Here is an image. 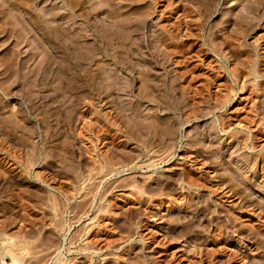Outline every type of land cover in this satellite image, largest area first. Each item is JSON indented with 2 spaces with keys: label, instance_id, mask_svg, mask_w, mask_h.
<instances>
[{
  "label": "bare ground",
  "instance_id": "bare-ground-1",
  "mask_svg": "<svg viewBox=\"0 0 264 264\" xmlns=\"http://www.w3.org/2000/svg\"><path fill=\"white\" fill-rule=\"evenodd\" d=\"M63 1H65V3L63 7H59L61 8L59 10L56 8L55 9L47 8L48 11L45 10L43 12L37 13L34 10L33 11L31 10V8H33V4H32L33 2L31 0H0V9H1L0 11H2L3 9H4L3 11H6L7 8L6 9L2 8L4 5L9 6L12 4L15 7L18 6L24 7L25 9L28 10L29 13L28 16V15H22L12 12H5L4 15H2V17L0 16L1 17L0 36L2 38L4 37L8 39L10 36L17 37L16 44L14 43L16 45L15 46L16 48H14L11 51L10 49L6 48L5 51L3 50L4 52L1 55V61H2L1 65L4 66L2 69H0V75H3L0 79V89L4 95L8 96L9 94H11L13 90H15L13 89L14 87L12 86L16 85L18 87L19 85H21L22 86V87L20 86L21 87L20 89L22 90L21 95L25 99L26 102L25 104L27 105L26 107L28 110V111L26 110L27 112L26 114H31L33 117H36L37 114L35 115V113H37L36 111L40 107L37 106L38 104L37 101L39 102V100L43 99L44 102L45 101L44 99L47 97L46 95L43 94V91L44 93L45 90H47L46 93H53L51 95L47 94L48 97L50 96L49 97L50 102L45 104L43 103L44 109L42 108L41 109L44 111L43 113L45 114H43V116L39 118L40 126L47 129L49 128V130L52 127H49L51 126V124L50 121L48 120L49 119L48 115L54 112L53 109H55L56 111V108H52V105L54 103L57 104L62 102L59 99L60 95H63L62 97L64 101H69L70 100L69 96H67L66 93L70 95L76 94V97L71 98L72 100H70L71 104L69 105L71 106L73 105V107L70 106L71 107L70 110L68 108L66 117H64V119H68V120L67 121L65 120L66 122L64 123L65 125L64 127L66 128L65 130L69 132V134H71L72 131H74L76 133L75 135L77 136V138L75 137L76 139H79L81 142L84 141V143L85 141L86 143H90V146L88 145L85 146L86 143L84 144V146L85 147L88 146L87 147L88 152L90 151L91 154L93 155L91 156L92 159H90L92 160V163L91 166H89L88 174H84V171L83 172L79 171L80 169L78 166H77L78 169L77 167L75 169L74 165L73 167H71V170L70 169L68 170L69 172L71 171L73 173V177H74V179L72 178L73 180L69 178V181H71V184H73L74 186L79 187L74 192H72L71 194L68 193V191L63 188V185L62 186L59 185L58 187H56V189L60 191L63 194V196H65L68 200L70 198L76 199V195L81 193L82 190H86L87 187L89 188V186L85 184L87 181L89 182L96 178L98 179L100 178L99 183L96 184L97 187L94 188L92 192H93V197H96L95 195H97L98 189L101 188L98 197L100 198L99 200L102 199L104 200L106 193L109 191L108 184L111 179H109V181L107 182L108 180L107 177L106 183H102L101 187H100V183L103 182V178H105V176L113 173V171H115L114 173H116L117 162L113 159L114 155L107 156L106 154L99 153V145L101 143V140L103 139L104 142H107L106 139H108L110 142L111 139L113 140V138L115 137H124L128 141H133L135 143V149L137 150V155L135 154L131 156L132 158L129 157L131 159L129 160V163L133 164L131 168L150 167L157 164L158 163L156 162L157 160L160 162L169 161V159L174 155L173 149L175 145L173 141L175 140L173 139V135L175 134L177 128L180 125L184 127L185 123L191 121L192 119L205 117L206 115H208L209 112H211L210 108H213V106L215 107V105H220V108L227 106L233 99L234 95L237 93L236 89L230 84L229 86L231 87V91H229L230 89H227L228 91L226 93H223L224 94L223 97L218 96L217 95L218 92L217 93L215 92V94H213V91H211L212 89L209 88V85L211 86L213 85L214 82L213 80H210L207 77L205 83L199 82V78H198L199 75L196 73V71L197 69L199 70V68L197 67L198 66L200 67L201 66L200 63L202 62H199V64H195V63L193 64L194 60L192 59L194 58V56H199V55L198 53L195 54L194 51L192 53V50L195 47V43H191V42L197 41L199 43V41L202 42L204 41V43L209 44L211 49H213V51L215 50V52H217L221 48L223 49V46L227 48L224 50H228V51L235 50L238 48V43L233 41L232 33L237 32L239 33L238 35H240L243 32H248L250 29L252 30L253 26L247 25V22L248 24L251 23L249 20H247V17L249 16L245 17V14L243 15V13H239L236 17L234 16L233 19L230 18L231 15L230 17L228 16V18L226 19V22L232 19L231 20L232 24L234 23L235 25V27L230 31L231 34H225V36L223 35V38L221 39L222 32L221 35L218 34L221 30L220 29V24H222L221 20L218 22L211 23L209 31L206 34H204L205 22L212 15L214 11V6L216 4L215 0H151V1L129 0L128 5L134 4L132 2H137V3L140 2L136 8L134 7L129 8L128 5L123 2V1L126 2V0H97V1L94 0L95 3H93V0L92 1L63 0ZM165 1L167 2L169 1L167 6L170 7L169 8L171 13L170 15L175 14L176 18L174 19L176 20L172 22L168 21L166 25L162 24L157 31L149 32L148 20H150L149 18L150 15L155 12L162 14L166 13L165 9H163L165 8L164 5H166L163 3ZM245 1H248L245 3L246 5H244L246 6V9L249 12L252 11L254 13L258 11L259 5L262 3L259 2L260 4L256 5L257 2L252 3L250 0H242V2ZM126 7L128 8L125 9ZM18 9L19 8H17V10ZM3 11L0 12V14L1 13L3 14ZM100 13H105V15L99 17ZM162 14L160 18L163 17ZM79 20H81L82 22L81 25L80 24L78 25L77 23ZM223 22H225V20ZM256 25H254V27ZM223 27L225 28L226 26ZM195 29H198L199 32H196ZM35 30L41 32V36L39 35L37 37L35 35L36 37L34 36L35 37L33 41L34 43L30 38L31 42L29 43L32 44L33 46L31 45L32 47L28 51V53L25 52L26 54H23L24 53V50H22L23 47L20 48L19 46H21V44H24L27 41L26 39H28L27 37H29L34 32H36ZM243 34L245 35L246 33ZM235 35L236 33L234 34V36ZM8 50L10 51L9 54H8L9 52ZM221 52L223 53L224 51L222 50ZM225 53L223 54L220 53L219 55L225 57L226 56ZM34 62L35 64H33ZM172 62L174 65L176 64V67L173 69H168V66ZM32 64L33 66L31 67ZM227 72L228 75L232 77L233 80L232 79L231 80L233 81V83H237V82L242 83L241 84L242 87L239 89L240 91H243L245 86L249 87L251 90H253L252 92L255 93V96L252 100H254V102L255 100L256 102L257 100L259 101V103L256 104L254 102L252 103L250 102L248 107L249 110L247 109L248 117L246 119H248V124L249 123L253 124L254 128L252 125L250 127L249 125L245 126L243 122H242L243 124H241L240 120L238 122L239 123L238 125L245 128L244 132L246 131L249 132L247 133V135L246 134L244 135L247 138H244L243 141V143L247 145L249 144L248 143L249 139L253 137V134L255 133V132L253 133L252 129L260 131V126L261 125L264 126L263 125L264 124V117H263L264 116V98H263L264 97V60H260V62L259 61L252 62L251 68L248 69H246V67L239 65L237 66L235 65L233 67L231 66ZM9 80L11 81L8 82ZM221 90L223 91V89ZM126 95H131L132 98H127L130 96H126ZM2 97L3 96L0 95V136H3L1 137L2 142L7 140L6 139L7 137H9V141L11 137H15L18 140H20V142L24 141L23 143L31 145V150H28L26 152L23 151L22 155L19 153L15 154L14 151L12 152L8 147L3 146L2 142H0V157L2 156L0 159V173L3 176H5L6 173L11 171L8 169L9 166H14L12 168L15 169L19 168L20 166H23V171L26 172L25 174H30L31 166L35 165L38 162V160L41 159L44 166L45 167L48 166V170L50 173L47 172L46 174V172L44 173L43 171L37 170L35 172V176L37 179H40L43 183L51 186V183L49 181L53 179L52 182H54L55 178L58 177L59 175L54 173L55 169L53 166H55V163L53 162V160H48V159L49 156L56 154V152L58 154V151L54 149L56 145L55 146L53 145V148L49 149V147L51 146L49 145V143L51 142L52 138H56L58 135H60L59 134L60 132H57L60 128L54 131L55 133L50 135L45 134V132L41 133L42 145L40 146L39 152H37V149L31 140L32 139L31 135L27 136V134H25V139H22L24 134L19 137L16 136L17 134L16 135L14 134L15 131L14 125L17 126L23 118V117L20 118V114H18V112H24V110L22 111L19 110L18 108L17 110L13 109V111L14 110L15 111L13 112L12 115H8L10 117H8L7 114L6 116L1 117L3 109L6 108L8 105L7 102L3 101L4 102L3 103L1 101ZM64 101H63V107L65 103ZM76 102L80 104L79 111L77 110L79 107L78 108L76 107L77 104ZM204 103L208 105L209 108L205 107ZM54 107H56V105ZM99 107H101L102 109L108 108L109 110L107 109L108 111L106 110V112H102V109H99ZM204 107L207 108L209 111L207 109L205 110ZM172 112L173 114L178 113V115L174 114L173 116L171 114ZM57 113L60 112H58L57 110ZM39 114H42V112H40ZM35 119H37V117ZM246 119L244 120L246 121ZM227 120L229 121V119ZM219 123L224 132L229 131L230 126L233 124V123L228 124L227 121L224 122L223 120H220V117H219ZM261 129H263V127ZM241 130L243 129L235 130V131H240V133L238 132L237 133L241 134ZM52 132L53 130L51 131V133ZM201 133L202 132H200L199 130H196L193 135L191 136L189 135L188 139H186L187 141H185L186 144L182 149L187 154L185 155L183 154L182 156H180V158L183 159V161L185 162H190V166H195V165L198 166V164L202 163L201 165L204 166L206 165V167L208 166L214 168L212 170H218L216 169L217 166L219 169H220L219 166L223 167L224 169L227 165H231L232 164L231 162H233V160L231 159L232 155H227L225 151L220 152V150H218L220 154H218V152L217 154L219 156L215 157L216 156L215 154L214 156L215 158L213 157L214 155L213 150H215L216 148L211 149V147L213 146L214 142L216 143V141L212 142L210 139L209 143L207 142V144H205V141L204 143H202L199 140L200 139L199 135ZM204 133L205 132L202 133V136ZM206 134H208V132ZM231 134L232 133L229 132L228 135ZM4 135H6V137H4ZM256 136L257 135H255V138H257ZM241 137L239 136L237 138H241ZM210 138H214V137H210ZM80 141H76V142L72 141V144L70 143L71 146L65 143L63 145H59V148L62 150L64 149L67 152H70L71 150L70 147L79 150L78 146L80 143L78 144L77 142ZM253 142L254 141L251 140L250 143L252 144H250L249 146L252 149L254 148ZM262 156L260 159L264 160V155ZM244 157L247 158V156L245 155ZM253 160L254 159L251 158L248 159L247 161L250 164L251 161L253 162ZM6 165L9 166L6 168ZM232 166H234V164H232L231 167ZM262 166L264 167V165ZM183 168L187 169L185 167ZM179 172L176 171L172 174V176L171 175L170 176L173 178L174 176L177 175L176 177L178 178H174L173 180L175 181L177 179L182 189L185 188L183 186V183L184 184L186 183L188 185L187 187L188 191L186 192L184 191L185 193H183L184 197L188 198V196H193L195 194V191H198L200 187L206 186L205 185V183L207 182L206 178L203 177L205 178L203 180L200 176L195 175L194 172L191 170V168H188L183 173L182 172L179 173ZM216 172L218 173V171ZM70 175L72 176V174ZM229 175L228 173L222 174L221 172H219L218 175L217 174L215 175L216 177H218L216 183L214 181L212 182V180H209L207 176L206 177L209 181H211V183H215V184L218 183L221 186V187L218 186L219 189L223 188V193L227 194V197L230 198L239 195L241 196L243 202H248L249 204H251V201L254 202L255 199L251 200V195H250L251 192L250 193H248V191L246 192L247 189L251 188L250 184H248L246 179L244 180L243 178H242L243 180L241 179L240 181H238L239 179L238 176L243 175L242 167L240 165L239 166L235 165L234 167H232L231 176ZM148 178L152 179L151 175L150 177L149 176L146 177L143 181H140L138 179H133L130 181L127 180L128 182L125 181V183L121 185L128 189L131 188L129 189L131 191L134 189L135 193H140L141 196L142 194H148L147 199L153 202L154 194L151 195L149 191L160 192L161 189L162 191L160 193H164L163 191L165 190V187L168 188L169 186L163 187L161 184H159V182H156L155 184L154 179L149 180ZM157 180L158 179H156V181ZM168 184H170V182ZM172 184L174 186V183H171L170 185ZM206 184L208 186V183ZM174 187L169 191L170 194H174L175 191L177 190V189L175 190ZM242 193H245V197L242 196ZM59 197L55 194V192H51V195L48 198V203L46 205H48V207L51 210L58 211L59 208L60 209L62 208L60 206ZM173 197L175 196L173 195ZM153 203L155 204V202ZM63 204L64 203H62V205ZM85 204L86 202H84V204H76L77 207L78 206L81 207L80 210L82 209L81 210V212H83L82 214L87 213V210H84ZM173 204L176 205V203H173L172 200V205ZM257 204L259 207L260 206L262 207L264 202L261 201L259 202L258 200ZM181 205H183V203ZM98 210H96L97 212L94 213L93 217L89 218L92 219L88 221L89 224L84 225V227L80 229V231L77 234L73 233L74 235L65 238L68 242V248H67L68 253L71 254L83 253L84 255L89 257V263L91 264L93 263L95 264V262H97L95 257L103 256V251L105 247L107 249H119L122 246L121 243L127 242L128 240L131 239V237H133L136 234L139 235L142 240L144 238L143 237L144 235L139 230V225H138L133 235L132 236L130 235L131 237L128 236L124 242L123 241L120 242L122 239L125 238V235L123 236L119 235L120 231L122 230L120 228L122 227L119 228L120 231L118 232L114 228L115 226L114 224H116L113 222L114 220L110 221L114 225L113 227H110L109 225L103 223V221L101 220V218L103 219L104 216L110 212L109 211L110 209L107 208V206H104L103 203H99ZM63 212L65 213V211ZM63 212H59V216L55 218V220L54 218H52V222L54 221L53 224L55 228L59 229L58 231H62L65 228V223H64L65 221L64 219L60 218V215H62L63 217L64 214ZM176 217L178 218L174 217L175 220L170 219V221L172 220L174 226L175 225L178 226V221L182 218L181 216L180 217L176 216ZM259 217L260 216H258V219ZM150 218H151L150 220H153L156 217H154V215L151 214ZM175 222L177 224H175ZM219 225H217L216 228L213 229V231L215 230L218 232V235L219 234L221 235V233L223 232H221L222 229L220 228ZM68 226L69 228H71L70 223ZM181 227L182 230H180V232L183 231L184 234L187 235V238H189L188 240L187 238L185 240H181L182 234H179V232L177 233L172 229L171 230L176 233L174 232H170L169 234L162 233L164 234V236L167 237L169 242L170 241L177 242L175 246H177L176 248H178L177 249L178 252H181L178 255L168 254L164 256L165 261L168 262L169 264H205L207 258H210L212 255L211 253L213 252L211 251L210 253H208L206 249L201 247L202 241L199 238V236L193 235L195 231L193 230L194 228H192V225L190 223H186L184 226L182 224ZM225 230L226 229L224 228V231ZM215 231L213 232V235H215L214 234ZM184 234L183 236H185ZM23 236L20 235L11 236L8 234H3V236H1L3 237V239L2 238L1 239L4 245L1 244L3 247H1L2 251L0 250L1 251L0 264H47L48 260L50 259H52V261L54 260V263L69 264L71 260H74L73 258L77 257V256L74 257V255L68 257L63 250H58L60 248V245L56 247L57 249H55L56 252L54 254V257L46 258V256L49 253L45 252L47 255L43 254L44 252L43 250H47L44 249L45 247L43 248V250L41 249L40 251L35 250L37 252L33 251L34 253L31 251L32 253L30 252V256H29L28 255L29 251L26 250V246H25L27 238L22 239ZM253 241L258 243L257 239ZM188 242H191L192 245L189 246ZM155 243L159 244V242L154 240L153 244L155 245ZM4 253L6 254L4 255ZM3 255L6 257L8 256V258L5 259ZM235 258H238L240 260L246 259L245 257L243 258L240 254L234 253L230 257L227 256V259H224V261L222 260L221 261L222 264H228L229 262L233 261V259ZM211 259L213 261L215 257L214 258L211 257ZM210 264H217V261H213ZM245 264H248V261ZM259 264H264V261L262 263L259 261Z\"/></svg>",
  "mask_w": 264,
  "mask_h": 264
},
{
  "label": "rangeland",
  "instance_id": "rangeland-1",
  "mask_svg": "<svg viewBox=\"0 0 264 264\" xmlns=\"http://www.w3.org/2000/svg\"><path fill=\"white\" fill-rule=\"evenodd\" d=\"M31 1L33 2L32 3L33 8H31V10L32 11L34 10L37 13L43 12L45 10L48 11V9H55V8L59 10V9H61L59 7H63V5L65 3V1H63V0H47V1L46 0H43V1L42 0H31ZM95 1H97V0H95ZM95 1L93 0V3H95ZM136 1H139V0H136ZM144 1H146V0H144ZM149 1H151V0H149ZM215 1H216L215 2L216 4L214 6V11H213L212 15L205 22L204 34H206L209 31L211 23L218 22L220 20L223 24V25L220 24V29L222 31L220 30V32L218 33L219 35H221V32H222L221 39L223 38V35L225 36V34H231L230 31L235 27L234 23L232 24L231 20L234 18V16L236 17L239 13H243V15L245 14V17H247V16L250 17V18L247 17V20H249L251 23L248 24V22H247V25L253 26V29L252 30L250 29L248 32H243V33H246L245 35L243 33L238 35L239 33H237V32L232 33V36H233L232 39H233V41L238 43L239 49L237 48V49L231 50V51L224 50L227 48H225L223 46V49L221 48L218 51L216 50L218 52L217 53V52H215V50L213 51V49H211L209 44L204 43V41L203 42L199 41V43L197 41L191 42V43H195V47L192 50V53L194 51L195 54L198 53V55H199V56H194V58L192 60H194L193 64L194 63L199 64V62H202V63H200L201 66L197 67V68H199V70L197 69V71H196V73L199 75L198 78H199L200 83H205L207 77H208V79L214 81L212 86L209 85V88L212 89L211 91H213V94H215V92L216 93L218 92L217 95L223 97L224 96L223 93H226L228 91L227 89H230L229 91H231V87L229 86L230 84H231V86H233L236 89L237 93L234 95L233 99L231 100V102L227 106L220 108V105H215V107L213 106V108H210L211 112H209L208 115H206L205 117L192 119L191 121L185 123L184 127H182L180 125L177 128V130L175 131V134L173 135V139L175 140V141H173L174 145H175V147L173 149L174 155L169 159V161L160 162L157 160L156 162H158V163L153 165V166H150V167L131 168L133 164L129 163V160H131L129 157H131L135 154L137 155V150L135 149V143L133 141H128L124 137H115L114 136L115 138H113V140L111 139L110 142L108 139H106L107 142H104V140L102 139L101 143L99 145V153L106 154L107 156H113L114 155L113 159L117 162L116 173H114L115 171H113V173L105 176V178H103V182L100 183V187H101L102 183H106L107 177H108L107 182L109 181V179H111L110 180L111 183L109 181V184H108V186H109L108 190L109 191L106 193L104 200L102 199L103 201L99 200L100 198L98 197L99 191L101 190L100 187H99L100 189H98L97 195H95L96 197H93V192H92L93 189L97 187L96 184L99 183L100 178L99 179L96 178V179L91 180L89 182L87 181L85 184L87 186H89V188L87 187L86 190H82L81 191L82 194L79 193L78 195H76V199L75 198L71 199L69 197L70 201L65 196H63V194L60 191H58L56 189V187H58L59 185H61V186L63 185V188L66 189L68 191V193L71 194L72 192H74L79 187L74 186L73 184H71V181H69V178L71 180H73L74 177H73V173L71 171L69 172L68 170L69 169L71 170V167H73V165H74L75 169L78 166L80 169L79 171H81V172L84 171V174H88L89 173V166H91V163H92V160H90V159H92L91 156H93V155L91 154L90 151L88 152V148H87L88 146H90V143H86V141H85L86 144L84 143V141H82L83 142L82 143L79 139H76L77 136L75 135L76 133L74 131H72V133L69 134V132H67V130H65L66 128L64 127L65 126L64 123L68 120V119H64V117H66L68 108L70 110V108L73 107V105L72 106L69 105V104H71L70 100H72L71 98H75L76 94L70 95V94L66 93L67 96H69V99H70L69 101H64V99L62 97L63 95H60L61 97L59 96V99L62 102L57 103L59 105H57L56 103H54L52 105V108H56V111H55V109H53L54 112H56V113L53 112V113L48 115V118H49L48 120L50 121V124H51V126H49V127H52L49 130V128L47 129V128H43L40 126V123H39L40 119L39 118L42 117L43 114H45V113H43L44 111L42 110V109H44L43 103L45 104V103L50 102L49 101L50 96L48 97L47 94L51 95L53 93H46L47 90H45V93L43 91V94L47 96L44 99L46 102L45 101L43 102V99L39 100V102L37 101V103H38L37 106H40V107L36 111L37 113H35V110H34L35 115L36 114L38 115V116L36 115L37 119H35L36 117H33L31 114H26L27 113L26 112V110H27L26 106L27 105L25 104L26 103L25 99L21 95V93H22V90L20 89L22 87L21 85H19L18 87L16 85L12 86V87H14L13 89H15V90H13L15 92V94L12 91L13 93L11 92V94H9L8 96L4 95L0 89V95L3 96L1 101L8 103L7 107L3 109V112L5 114L2 112L1 117L6 116V114H7V116L12 115L13 112L15 110H17V108L19 110H22V111L24 110V112H18V114H20V118H22V117L23 118L17 126L14 125V129H15L14 134L15 135L17 134L16 136H18V137L24 134V136H23L24 138L22 137V139H25V134H27V136L31 135L32 136L31 140H32L33 144L35 145L37 152H39L40 146L42 145L41 133L45 132V134L50 135V134L55 133L54 131H56L60 128L57 131V132H60L59 133L60 135H58L56 138H52L51 142L49 143V145L52 146V147L50 146L49 149L53 148V145L58 146V147H56V146L54 147V149L56 151H58V154L56 152V154L49 156V159H48V160H53V162L55 163V166H53L55 169L54 173L59 175L58 177L55 178L54 182H52L53 179H51V181H49L51 183V186L43 183L40 179H37L35 176V172L37 170L43 171L44 173L46 172V174H47V172L50 173L48 170V166L45 167L43 162L41 161V159H39L35 165L31 166V173L30 174H25L26 172L23 171V166H20L19 168L15 169V168H12L14 166H9V165H6V168L9 166L8 169L11 170V171H9L10 173L9 172L6 173L5 176H3L0 173V250L1 251H2L1 247H3L2 245H4L2 243L3 237H1V236H3V234H8L11 236H13V235L14 236H16V235L23 236L24 235L22 237V239H24V238H27V240L30 239V240H28V242L25 239L26 245L24 244L26 246V250L29 251V254H28L29 256H30L31 251L32 252L35 250L40 251V249L43 250V248L45 247L44 249H47V250H43L44 251L43 254L49 253L48 255L46 254L47 255L46 258L54 257V254L56 252L55 249H57L56 247H58L60 245V248L58 250H63L64 253H66V255L68 257L69 256L71 257L73 255H74V257L77 256V257L73 258L74 260H71V262L69 264H91V263H89V257L84 255L83 253H81V254L68 253V249H67L68 248V242L65 238H68L74 234H77L80 231V229H82L84 227V225L89 224L88 221L92 220L89 218L93 217L94 213L97 212L96 210H98L99 203H103L104 206H107V208L110 209L109 210L110 214L109 213H108L109 215L106 214L103 219L101 218V220L103 221V223L109 225L110 227H113L115 225L114 228L118 232L120 231V229H122L120 231L119 235H122V236L125 235V238L122 239L120 242H122V241L124 242L128 236H130V235L132 236L138 225H139V230L144 235L143 236L144 238L142 240L140 238V236L136 234L133 236L134 238L130 236L131 237L130 240H128L125 243H121L122 246L119 249H107L105 247L104 251H103V256L102 257H95L97 260V262H95V264H147V263L148 264H165V263L169 264L168 262L165 261L164 256H166L168 254L178 255L181 252H178V250H177L178 248H176L177 246H175V244L177 242H174V241L169 242L167 237L164 236V234H162V233L169 234L170 232L176 231L177 233L179 232V234H182L181 235L182 239L181 238L180 239L185 240L187 238V235H185L183 231L180 232V230H182L181 225L183 224V226H184L186 223H190L192 225V228H194L193 230L195 231L196 234L193 233V235L199 236V238L201 239L202 245H203V246L201 245V247L206 249V251H208V253H210L211 251L213 252V253H211L212 254L211 257L212 258L215 257V259L213 261H217V264H219V263L222 264V261H224V259H227V256L230 257L234 253L240 254L243 258L245 257L247 260L246 259L240 260L238 258H235L236 260L233 259V261L229 262L230 264L231 263L232 264H245V263H247V261H248V264H257V262L259 264V261L261 263L264 261L263 260L264 259V247H263L264 246V223H263L264 222V204L262 207L261 206L259 207L257 204L258 200H259V202L260 201L264 202L263 201L264 200V167L262 166V165H264V160L260 159L261 156L264 155V126H262V125L260 126V131L252 129L253 133L255 132L257 134L252 133L253 137H251V138H250L251 135L249 136V138H250L248 141L249 144L246 145L243 143L244 138H247L244 135L245 134L247 135V133H249V132L248 131L244 132L245 128L238 125L239 124L238 122L240 120L241 124L244 123L245 126H248V125H249V127L251 125L253 126V124H250V123L248 124V119H246V118L248 117L247 115H248V110H249V108H248L249 104H250V102L251 103L254 102V100H252V99L254 98L255 93L252 92L253 90H251L247 86H245L244 89L242 88L243 91H240L239 89L242 87V85H241L242 83L241 82L233 83L232 77L229 76L228 72H227L231 66L233 67L235 65L236 66L239 65V66L246 67V69H248V68H251L252 62H256V61L260 62V60H264V5H263L264 0H257V1L256 0H250L252 3L257 2L256 5L260 4L262 2L259 5V9L256 13H254L252 11L249 12L246 9V6H244V5H246L245 3L248 1H245V2H242V0H215ZM123 2L128 5L129 0H126V2L125 1H123ZM132 3H134V4L128 5L129 8H131V7L136 8L140 2H138V3L132 2ZM163 3L166 4V5H164L165 8H163V9H165L166 13L162 14V13L155 12V13H152L150 15V17H149L150 20H148L149 32L150 31H152V32L157 31L162 24L166 25L168 21L172 22V21L176 20V19H174V18H176L175 14L170 15L171 14L170 9H169L170 7L167 6L169 1L168 2L165 1ZM7 5H9V4H7ZM14 7L15 6L12 4L9 6L4 5L2 8H5V9L7 8L8 10L6 9V11H3L4 10L3 9L2 10L3 14L1 13L0 16L2 17V15H4L5 12H12V13H17V14H22V15H28L29 14L28 10L25 9L24 7L18 6V7H15L16 9ZM128 7H126L125 9H127ZM17 8H19V9L17 10ZM2 11H0V12H2ZM161 14L163 16L162 18H160ZM103 15H105V13H100L99 17H101ZM176 15H178V14H176ZM230 15H231V17H230ZM228 16L232 19L230 21L226 22V19L228 18ZM251 18H253V19H251ZM224 20H225V22H223ZM77 23H78V25L82 24L81 20H79ZM25 24H26V22H25ZM252 24H254V25L257 24V25L254 27V25H252ZM223 26H226V27L224 28ZM226 29H228V30H226ZM195 31L199 32L198 29H195ZM235 33H236V35L234 36ZM33 34L30 35L29 37H27L28 38V39H26L27 43L25 42L24 44H21V46H19L20 48L23 47L22 48V50H24L23 54L28 53V51L33 46L32 44L29 43V42H31V39L33 42L36 36L37 37L39 35L41 36V32H39V31H36ZM235 37H236V39H235ZM0 40L2 41V42L0 41L1 42L0 43V69H2L4 65H1L2 64L1 55L3 54V52L5 51L6 48L10 49V51L13 50L14 48H16L15 44L17 41V37L16 36H10L8 39V38H4V37L2 38L0 36ZM222 50L224 51L223 53L226 52L225 54L227 57L226 56L223 57V56L219 55L220 53L223 54L221 52ZM239 50H241V51H239ZM10 51L8 52V54L10 53ZM236 52H237V54H236ZM246 54L248 57L246 56ZM203 61L205 64L203 63ZM33 64H35V62ZM33 64L31 65V67L33 66ZM175 67H176V64L174 65L172 62L168 66V69H173ZM23 71H24V69H23ZM2 76L3 75H0V79ZM204 77H205V80H204ZM10 81L11 80H9L8 82H10ZM225 84L227 85L228 88L226 87ZM221 89H223V91ZM19 90H21V91H19ZM126 96H130L127 98H132L131 95H126ZM63 101L66 103V104L64 103V107H63ZM68 102H70V103H68ZM212 102H213V100H212ZM76 103L78 104V102H76ZM254 103L255 104L259 103V101L257 100V102H256V100H255ZM77 104H76V107L77 108L79 107L77 109L79 111L80 104H78V106H77ZM41 105H42V107H41ZM55 105H56V107H54ZM144 105H146V104H144ZM204 106L209 108L208 105H206V104ZM217 106H219V107H217ZM205 107H204V109L206 110L207 108H205ZM13 109H15V110L13 111ZM99 109H102V108L99 107ZM107 109L108 108L102 109V112H106ZM57 110L60 113H57ZM40 112H42V114H39ZM245 112H246V115H245ZM171 114L174 116V114H176V113L173 114V112H172ZM176 115H178V113ZM221 116L223 119L221 118ZM228 116H229V118H228ZM8 117H10V116H8ZM219 117H220V120H223L224 122L227 121L228 124L233 123L232 125L230 124L232 126V127L230 126L231 130L229 129V131H227V132L226 131L224 132L222 130L221 125L219 123ZM28 118H29V120H28ZM227 119H229V121ZM244 119H246L247 122ZM80 125H82V124H80ZM24 126H25V128H24ZM262 127H263V129H261ZM253 128H254V126H253ZM240 129H243V130H241V134H238V133H240V131H235V130H240ZM52 130H53V132L51 133ZM196 130H199L202 133L205 132L203 134V136H202V133L199 135V138H200L199 140L202 143H204V141H205V144H207V142L209 143L210 139L212 142L216 141V143L215 142L213 143V146L215 145L214 148H213L212 143H211V146H212L211 149L216 148L215 150H213V154H214L213 157L215 156V154H216L215 157L219 156L218 154H220V153L218 150H220V152L225 151V153L227 155H232L231 159L233 160V162H231V163L234 164V166L240 165L242 167V171H243L242 176L243 177L240 175V176H238L239 179L238 178L237 179H238V181H240L242 178L244 180L246 179L247 183L250 184L251 188L247 189L246 192L248 191V193H250V192L252 193V194L250 193L251 200L255 199L254 202L251 201V204H249L248 202H243V200L241 199V196H239V195H236L234 197H230L231 198L230 199L229 197H227V194L223 193V188L219 189V187H221V186L218 183L215 184L216 180H218V177H216L215 175L216 174L218 175L219 172H221L222 174L228 173V175L230 174L229 176H231L232 167H234V166L231 167V165H232L231 163H230L231 165H227L228 168L226 166L223 169V167L219 166L220 167V169H219L217 166L216 169H218V170H212L214 168H211L208 166L206 167V165L205 166L201 165L202 163L198 164L199 167L196 165L190 166V162H185V161H183V159L180 158V156H182L183 154L184 155L187 154L186 152H184L182 150L184 148V145L186 144V142H185V141H187L186 139H188L189 135L190 136L193 135ZM234 131L236 134L234 133ZM207 132H208V134H206ZM229 132L232 134L228 135ZM243 132H244V134H243ZM209 133H210V135H209ZM84 134H85V131H84ZM255 135H257L256 136L257 138H255ZM239 136L240 137L242 136V137L237 138ZM1 137H3V136H0V142H2ZM4 137H6V135H4ZM210 137H214V138H210ZM14 138L15 137H11L10 141H9V137H7L6 138L7 140L3 141L2 145L5 147H8L12 152L14 151L15 154L19 153L22 155L23 151L26 152L28 150H31V145L23 143L24 141L20 142V140H18L17 138H15V139ZM252 138H255V139H252ZM251 140L254 141L253 142V144H254L253 149L251 147H249L250 144H252V143H250ZM72 141L73 142L74 141L75 142L80 141V142H77L78 144L80 143L78 146L79 150H76L75 148L70 147L71 148L70 152H67L64 149L62 150L59 148V145H63L65 143H67L68 145L71 146ZM240 141L242 142V145H241ZM84 144H85V146L86 145H88V146L85 147ZM218 145H219V147H218ZM82 149H83V151H82ZM217 152H218V154H217ZM261 153H262V155H261ZM244 155L247 156L248 159H251V158L254 159L253 162L251 161V163L249 164L247 161L248 159L246 157H244ZM253 155H254V158H253ZM1 157H0V159H1ZM262 158H263V156H262ZM71 159H72V161H71ZM25 164H26V162H25ZM78 167H77V169H78ZM183 167H185L187 169L191 168V170L194 172V174L197 176H200L203 180L206 178L207 182L206 181L205 182L208 183V186L205 183L206 186L200 187L198 191L194 190L195 194L193 196H188V198L184 197L183 193L188 191V188H187L188 185L186 183L185 184L183 183V186L185 188L182 189L181 185H180V183H178L177 179L175 180L176 182L173 180L174 178H178V177H176L177 175L174 176L173 178L171 177L172 174L176 171L177 172L180 171L179 173L185 172L187 169H184ZM222 170H225V171H222ZM216 171H218V173ZM70 174H72V176ZM149 174L151 175L152 179H150V178H148V179L149 180L154 179L155 184H156V182H159V184H161L163 187L164 186L170 187V188L165 187V190L163 191L164 193H160L162 191L161 189H160V192L149 191V193L151 195L154 194L153 195V197H154L153 202H155V204L152 201H149V199H147L148 194H142V196H141L140 193H135L134 189L132 190L133 191L132 192L131 190H129L131 188L128 189V188H125L122 186L123 183H125V181L128 182V181L133 180V179H138L140 181H143L146 177H148V176L150 177ZM52 175H54V174H52ZM1 176H2V178H1ZM206 176L208 177L209 180H212V182L214 181L215 183H211V181H209ZM109 177H111V178H109ZM203 177H205V178H203ZM156 179H158V180L156 181ZM172 180H173V182H172ZM146 181H148V180H146ZM93 182H95V183H93ZM169 182H170V184L174 183L175 187L173 186V184L172 185L168 184ZM163 184H165V185H163ZM77 185H79V184H77ZM214 186H216L217 188ZM90 187L92 190L90 189ZM173 187L175 188V190L176 189L177 190L175 191L174 194H170L169 191L171 189H173ZM212 189H214V190H212ZM190 190H193V189H190ZM51 192H55V194L58 197L60 196L59 200H60V206L62 207L61 208L62 210L59 208L58 211L59 212L65 211V213L63 212L64 218L62 217V215H60V218L64 219V221H65L64 222L65 228L62 231H58L59 229L55 228V226L53 224L54 221L52 222V218H54V220H55V218H57L59 216V212L51 210L48 207V205H46L48 203V198L50 197ZM85 192H87V193H85ZM173 195L175 197H173ZM228 195H230V194H228ZM242 196L245 197V193H242ZM91 197H92V199H91ZM172 200H173V203H176V205L175 204L172 205ZM61 202L64 204L62 205ZM84 202H86V204L84 205V210H87L86 214H82L83 213V212H81L82 209L80 210L81 207H79V206L77 207V205H76V204H84ZM182 203H183V205H181ZM184 204H186V205H184ZM63 208H64V210H63ZM208 208H211V209H208ZM98 212H99V210H98ZM193 212H194V214L195 213L196 214L194 215ZM57 213H58V215H57ZM151 214H153L154 217H156V218H154L153 220H150ZM256 215L260 216L259 219H258V216H256ZM171 216H172V218H171ZM176 216L182 217L178 221V226H176V225L174 226V224L172 223V220L174 219V217L178 218ZM170 219H172V220L170 221ZM58 220H59V218H58ZM111 220L112 221L114 220L113 222L116 224L113 225L112 222H110ZM217 221H218V223H217ZM69 223L71 224V228H69V226H68ZM175 224H177V223L175 222ZM215 224H217V225L221 224V225H219L220 228L222 229L221 232H223V233H221V235L220 234L218 235V232L215 230H214L215 235H213V232H214L213 229H215L217 226ZM207 226H209L210 228ZM120 227H122V228H120ZM224 228L226 229L225 231H224ZM159 229H161V230H159ZM171 229L174 231H172ZM152 230H154V231H152ZM176 232H174V233H176ZM20 233H22V234H20ZM183 234L185 236H183ZM216 236L217 237L220 236V237L217 238ZM146 237H147V239H146ZM207 238H209V239H207ZM216 238L218 241L216 240ZM188 239L189 238H187V240ZM256 239H257L258 243L253 241ZM154 240L159 242V244L155 243V245H154L153 244ZM46 243H48V244H46ZM49 243H51V244H49ZM188 243H189V246L192 245L191 242H188ZM28 244H29V246H28ZM38 244L39 245L41 244V245L39 246ZM77 245H78V243H77ZM37 247H39V248H37ZM40 247H42V248H40ZM1 251H0V253H1ZM37 251H35V252H37ZM5 254L6 253H4V255ZM4 255H3V257L5 259L8 258V256L6 257ZM209 257H210V254H209ZM211 257L207 258L205 264H208V263L210 264L211 262H213ZM151 260H153V261H151ZM254 261L255 262L257 261V262L255 263ZM150 262H152V263H150ZM47 264H58V263H54V260L52 261V259H50V260H48Z\"/></svg>",
  "mask_w": 264,
  "mask_h": 264
}]
</instances>
